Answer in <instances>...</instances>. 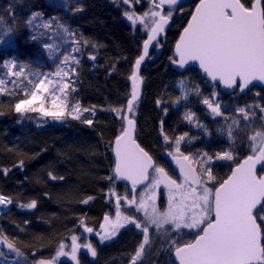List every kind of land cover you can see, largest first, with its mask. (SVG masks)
Here are the masks:
<instances>
[{
	"label": "snow or ice",
	"instance_id": "1",
	"mask_svg": "<svg viewBox=\"0 0 264 264\" xmlns=\"http://www.w3.org/2000/svg\"><path fill=\"white\" fill-rule=\"evenodd\" d=\"M145 3L147 8L138 13L137 6ZM121 6L123 17L133 29L139 26L146 38L126 77L130 81L126 103L107 109L119 124L106 145L113 161L110 174L104 177L108 188L102 190L114 214H104L99 230L88 226L85 218H78V227L84 234H94L101 244L117 237L122 229L134 227L142 240L129 255L127 264H144L154 235L163 238L162 251L174 257L172 264H264V103L238 106L233 117H226L217 91L222 85L233 93H244L254 82L264 84V0H198L195 5L169 60L180 69L198 63L212 90L204 95L198 85L189 87L181 80L182 94L172 101L157 98L156 106L167 115L169 103L180 105L189 100L190 94L196 96L213 118L224 119L217 132L227 138L229 147L215 153L186 151L196 137L188 132L168 135L161 119L159 135L167 165L161 164L138 142L136 112L143 84L141 65L151 58L150 47H162L161 37L173 16L184 11L182 0H119L117 7ZM69 10L75 14L83 11V7ZM6 11L11 13V5ZM39 19L41 14L34 13L27 21L28 25L43 30L30 39L36 42L47 38L42 48L49 58L54 53L61 56L57 71L31 73L15 57L5 58L0 61L6 69L5 78H0V96L12 98L9 107L20 118L31 119L29 114H38L42 119L37 121V126L50 119L60 124L77 121L91 128L96 106H83L73 93L83 51L98 45L56 16L35 25L34 21ZM5 25L0 14V45L12 46L13 42L10 39L6 42L5 37L18 29ZM64 42L70 47L61 49ZM88 58L97 59L94 53H89ZM254 95L259 97L261 93ZM3 115L0 111V116ZM183 120L209 134L190 108L184 112ZM237 139L248 150L242 159ZM23 164L19 160L13 167ZM217 168H228L225 178L217 174ZM10 170L0 169L5 175ZM120 182L125 184L123 192L118 191ZM95 198L89 195L80 203L88 204ZM13 203L11 197L0 193V207ZM37 204L33 199L18 206L34 209ZM184 235L193 239L185 240ZM5 248L8 253H14L12 264H57L60 257L81 264L78 253L82 248L92 257L97 256L93 243L77 234L70 236V242L61 240L52 257L37 258V250L0 230V257L6 256Z\"/></svg>",
	"mask_w": 264,
	"mask_h": 264
},
{
	"label": "trees",
	"instance_id": "2",
	"mask_svg": "<svg viewBox=\"0 0 264 264\" xmlns=\"http://www.w3.org/2000/svg\"><path fill=\"white\" fill-rule=\"evenodd\" d=\"M118 3L119 0H0V14L6 21L5 27L12 25L18 29L6 38V42L9 39L13 42L12 46L7 43L0 45V61L15 57L31 73L54 72L61 56L54 53L49 58L42 48L46 37L36 42L30 39L31 35H39L43 31L38 26L27 24L34 13L41 14L40 23L56 16L83 38L98 45L83 51L75 76L76 92L73 93L83 106H96L95 115L91 117L94 119L93 127L77 121L52 126L48 120L40 127L34 122L35 114H29L31 119L18 117L9 107L12 98L0 96V111L5 113L0 116V169H11L6 175L0 171V193L14 201L10 209L0 215V230L37 250V258H50L61 240L79 231L78 218H85L88 226H94L112 207L106 202L102 190L108 188L104 177L110 174L113 161L111 150L106 145L113 139L119 124L107 109L126 103L130 92L126 77L134 59L140 54V45L145 38L139 26L133 29L123 17L124 8L117 7ZM196 3L193 0L182 4L183 13L173 16L170 28L161 38L160 55L153 59V49L151 58L140 72L143 84L136 112L138 142L158 161H161L158 153L164 150L159 135L161 119L168 135L188 132L196 137L187 145L186 151L215 153L229 147L227 138L217 132L225 123L224 119L213 118L196 96L190 94L189 100L180 105L169 103L167 115L156 106L157 98L172 101L182 94L181 80L189 87L198 85L204 95L212 90V85L196 69L188 68L177 73L170 66L169 57L172 56L174 43ZM9 5L11 13L6 11ZM80 6L83 11L73 14L69 10ZM145 8L147 3L137 6L136 11L139 13ZM68 47L67 42L61 44V49ZM89 53H94L97 59L90 60ZM113 65L115 71H112ZM5 72L6 69L0 65V78H5ZM256 92L261 95L255 96ZM219 97L222 111L231 118L238 106L264 103V90L252 87L243 95L219 93ZM189 108L207 127L209 134L183 120V114ZM236 146L242 159L248 150L239 139ZM19 160L24 161L23 166L13 167L18 165ZM215 171L225 178L229 170L217 168ZM50 174L57 179L53 180ZM124 187V183H119L118 191L123 192ZM89 195L96 198L88 204L80 203ZM33 199L38 201L34 209L18 206ZM157 238L160 240L153 239L144 264H172L171 255L162 251L163 238ZM183 238L190 240L193 236L184 235ZM139 241L140 238L133 232L124 234L119 241L98 249L94 264H127ZM85 264L92 263L86 261Z\"/></svg>",
	"mask_w": 264,
	"mask_h": 264
},
{
	"label": "flooded vegetation",
	"instance_id": "3",
	"mask_svg": "<svg viewBox=\"0 0 264 264\" xmlns=\"http://www.w3.org/2000/svg\"><path fill=\"white\" fill-rule=\"evenodd\" d=\"M217 90H218V92H219L220 94H224V93H221V92L219 91L218 88H217ZM236 93H238V92H236ZM232 94H233V93H232ZM238 94H239V93H238ZM163 152H164V150H163V151H160V152L158 153L157 156H158V158L161 160V161H159L161 164H165V165H167V160L164 159L163 156H162V153H163ZM169 167L171 168L172 166L169 165ZM161 202H163V200H161ZM107 213H113V214H114L113 206L107 211ZM103 216H104V215H103ZM103 216H102V218H103ZM102 218H101V220H100L99 222H96V223L94 224V226H91V227H93V228L96 229V230H99V224L102 222ZM130 232H133L134 235H135L136 237H139V238H140V241L142 240V236L140 235V233H139L134 227H132V226H129V227L126 228V229H122L121 232H120V234H119L117 237H115V238H113L112 240H109V241H107V242H105V243H103V244H101V243L99 242V238L96 237L94 234H84V233H83V230H82L81 228H80L79 231H77L75 234H77V235H81V236L87 238L88 240H90V241L93 243V245L96 247V249L98 250V249H102L104 246H108V245H110L111 243H115V242L119 241V240L121 239V237H122L124 234H126V233H130ZM70 236H71V235H70ZM70 236H69L67 239H65L66 242H70ZM157 236H158V235H157ZM140 241H139V242H140ZM83 242H84V241H83V239H82V240H81V243H83ZM57 246H58V244H57ZM56 248H57V247H56ZM56 248H55V250H56ZM5 251H6V253H7L8 250L5 249ZM54 252H55V251H54ZM54 252H53V253H54ZM54 254H55V253H54ZM78 256H79V259H80L81 264H85L86 261H88V262L94 264V260H95V258H96V257H92L87 251H81V250H80V252L78 253ZM51 257H52V256H51ZM171 259H172V256H171ZM57 264H74V262L71 261V259H70L69 257H60L59 260H58V262H57Z\"/></svg>",
	"mask_w": 264,
	"mask_h": 264
},
{
	"label": "water",
	"instance_id": "4",
	"mask_svg": "<svg viewBox=\"0 0 264 264\" xmlns=\"http://www.w3.org/2000/svg\"><path fill=\"white\" fill-rule=\"evenodd\" d=\"M189 1H193V0H182V4H184V3H187V2H189ZM197 1V3H198V0H196ZM196 3V4H197ZM195 8V7H194ZM193 11H194V9H193ZM189 19H190V17H189ZM188 19V20H189ZM188 22V21H187ZM187 22H186V24H185V26L187 25ZM170 26H171V23H170V25L166 28V31L170 28ZM184 26V27H185ZM183 30V29H182ZM182 32V31H181ZM180 32V33H181ZM180 35V34H179ZM164 36V34L162 35V37ZM161 37V38H162ZM146 38V37H145ZM178 38H179V36H178ZM177 38V39H178ZM174 45H175V43H174ZM153 49H155L154 50V52H155V54H154V57H153V59H155V58H157L159 55H160V53H161V48L160 47H150V50H149V54L151 55V53H152V51H153ZM173 52H174V46H173V49H172V56H173ZM148 60V58H146V60H145V62L141 65V69H142V67L144 66V64L146 63V61ZM170 66H171V69L172 70H174V71H176L177 73H181V72H183V71H185L186 69H188V68H194V69H196L198 72H199V74L201 75V77L203 78V79H205V80H207L206 79V77L203 75V73H202V71L199 69V65H198V63H196V62H192V63H190L189 65H187L186 66V69H180L179 67H177V66H175V65H173V64H171L170 63ZM140 72H141V70H140ZM129 86H130V81H129ZM252 87H257V88H261V89H263L264 90V84H261L260 82H254V84L252 85V86H250V88H252ZM218 89H219V91L221 92V93H224V94H226V95H229V94H232L233 93V90L232 89H226V88H224L222 85H220L219 87H218ZM247 91H245L244 93H239L240 95H243V94H245ZM48 123L50 124V125H52V126H57V125H62V124H60V123H55V122H52L50 119H48ZM64 124V123H63ZM111 155H112V153H111ZM162 156H163V153H162ZM112 159H113V157H112ZM173 167V166H172ZM120 183H123V182H120ZM6 249V248H5ZM7 250V249H6ZM81 251H87L86 249H81ZM90 254V253H89ZM174 260V257H172V261Z\"/></svg>",
	"mask_w": 264,
	"mask_h": 264
},
{
	"label": "rangeland",
	"instance_id": "5",
	"mask_svg": "<svg viewBox=\"0 0 264 264\" xmlns=\"http://www.w3.org/2000/svg\"><path fill=\"white\" fill-rule=\"evenodd\" d=\"M42 20L40 19V21L39 20H35L34 21V24L35 25H39L40 24V22H41ZM37 27V26H36ZM6 38L7 37H5V40H6ZM59 64V63H58ZM55 71H57V67L55 68V70H54V72ZM113 115V114H112ZM34 118H35V120L36 121H34L35 123H36V125H37V121L38 120H40V119H42V118H40L39 116H38V114H35L34 115ZM46 123H44L43 124V126L45 125ZM43 126H40V127H43ZM164 202V201H163ZM163 202H161V203H163ZM10 209V205L8 206V207H0V215H3V214H5L8 210ZM158 236L157 235H154L153 236V239L154 240H160V238H157ZM162 245H163V242H162ZM3 251L6 253V251H5V249H3ZM56 251V250H55ZM55 253V252H54ZM54 253L52 254V256L54 255ZM13 256H14V253H8V251H7V253H6V256L5 257H0V264H12V262H13Z\"/></svg>",
	"mask_w": 264,
	"mask_h": 264
}]
</instances>
